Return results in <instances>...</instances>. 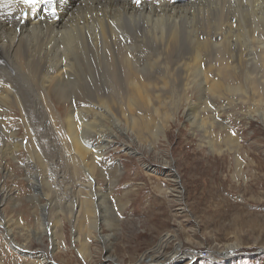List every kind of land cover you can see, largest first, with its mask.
<instances>
[{"label":"bare ground","instance_id":"1","mask_svg":"<svg viewBox=\"0 0 264 264\" xmlns=\"http://www.w3.org/2000/svg\"><path fill=\"white\" fill-rule=\"evenodd\" d=\"M18 8L13 0H0V156L24 149L17 142L20 132L29 138L28 160L44 170L43 206L34 213L40 221L46 216L47 227L51 215L67 221L83 259L93 257L90 228L104 232L101 211L109 192L101 186L107 176L95 159L115 143L107 132L145 128L165 136L168 123L156 128L154 116L168 89L198 90L202 102L206 92L215 96L212 128L225 129L221 108L235 103L264 123V0H40L25 5L27 19ZM124 106L131 117L123 118V128L118 116ZM216 133L215 151L223 152L221 143L227 152L237 149L230 132L220 138ZM175 179L168 193L184 211L183 189ZM15 198L0 187V225L7 240L28 247L23 233L25 244L14 240L17 222L6 211L7 200ZM40 221L30 229L43 242ZM56 228L57 222L52 252L64 239L59 241ZM181 247L172 253L175 264L189 262ZM240 247H214L211 258L231 257ZM37 258L30 264H53Z\"/></svg>","mask_w":264,"mask_h":264},{"label":"rangeland","instance_id":"2","mask_svg":"<svg viewBox=\"0 0 264 264\" xmlns=\"http://www.w3.org/2000/svg\"><path fill=\"white\" fill-rule=\"evenodd\" d=\"M197 91L167 90L168 98L164 96L165 104L154 116L156 128L159 122L168 123L165 136L158 131L152 135L145 128L141 133L129 132L131 135L122 130L106 133L115 143L104 148L95 162L106 173L101 186L109 197L99 220L104 232L88 228L93 235L87 238L91 260L83 259L67 221L62 224L51 215L47 227L46 216L40 221L34 213L43 206L44 170L28 160L25 146L29 138L20 132L17 142L23 141L24 149L21 147L17 156H0V168L7 167L1 169L0 187L15 194L4 206L8 214L13 212L11 221L17 222L14 240L22 245L24 235L28 236L29 248L7 240L0 225V264H30L38 259L37 254L40 260L47 257L53 264H175L171 257L178 244L189 255L190 260L184 259L187 264H264V123L249 118L247 111L243 113L245 104L235 103L221 108L227 119L225 129L212 128L215 96L206 92L208 99L202 102ZM137 106L141 104L137 102ZM122 109L118 119L124 128L123 118L131 117V108ZM215 131L219 138L230 132L237 149L227 152L221 143L223 152L215 151ZM45 170L55 175L54 169ZM176 177L183 189L184 211L168 193ZM38 221L43 242L34 238L30 229ZM54 221L59 241L64 239L52 252ZM27 231L31 233L24 234ZM235 244L241 247L231 257L211 258L210 249ZM194 254L200 257L194 258Z\"/></svg>","mask_w":264,"mask_h":264},{"label":"snow or ice","instance_id":"3","mask_svg":"<svg viewBox=\"0 0 264 264\" xmlns=\"http://www.w3.org/2000/svg\"><path fill=\"white\" fill-rule=\"evenodd\" d=\"M24 2L28 4H35L37 3V0H24Z\"/></svg>","mask_w":264,"mask_h":264}]
</instances>
